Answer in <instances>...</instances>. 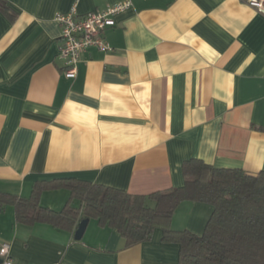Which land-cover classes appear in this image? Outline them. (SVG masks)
Listing matches in <instances>:
<instances>
[{"label": "crops", "instance_id": "0c3cea01", "mask_svg": "<svg viewBox=\"0 0 264 264\" xmlns=\"http://www.w3.org/2000/svg\"><path fill=\"white\" fill-rule=\"evenodd\" d=\"M0 10V191L28 196L59 176L149 194L181 186L190 158L221 168L264 170V15L242 0H130L89 47L75 77L58 57L56 13L78 15L127 0H5ZM64 189L40 203L60 210ZM182 201L171 227L200 234L211 214ZM75 231V230H74ZM0 209V245L16 264H177L178 245L128 247L88 220L80 240Z\"/></svg>", "mask_w": 264, "mask_h": 264}, {"label": "trees", "instance_id": "16d2710c", "mask_svg": "<svg viewBox=\"0 0 264 264\" xmlns=\"http://www.w3.org/2000/svg\"><path fill=\"white\" fill-rule=\"evenodd\" d=\"M0 10L14 18L5 0H0ZM182 172L181 186L149 194L72 176L38 180L28 196L0 191V209L12 206L17 223H45L68 232L83 219H94L116 230L125 247L150 241L161 229L162 240L178 245L177 264H264V170L250 174L190 158ZM59 189L68 191L60 210L40 203L43 192ZM182 201L212 207L202 233L172 229V214Z\"/></svg>", "mask_w": 264, "mask_h": 264}, {"label": "built area", "instance_id": "2783aa9c", "mask_svg": "<svg viewBox=\"0 0 264 264\" xmlns=\"http://www.w3.org/2000/svg\"><path fill=\"white\" fill-rule=\"evenodd\" d=\"M264 15V0H242ZM131 1L108 5L106 8L83 15H78L76 5L65 13H56L55 20L60 26V46L58 57L63 62V73L67 77H75L77 63L81 55L89 47L110 51L112 47L104 39L102 32L115 25V16L130 8ZM0 264H16L10 257L9 245H0Z\"/></svg>", "mask_w": 264, "mask_h": 264}, {"label": "water", "instance_id": "95a60500", "mask_svg": "<svg viewBox=\"0 0 264 264\" xmlns=\"http://www.w3.org/2000/svg\"><path fill=\"white\" fill-rule=\"evenodd\" d=\"M87 223H88V219H83L82 221H80V223H78V226L75 229L74 235H73V238L75 240H80L82 238V235L85 231ZM0 262H1V259H0Z\"/></svg>", "mask_w": 264, "mask_h": 264}]
</instances>
